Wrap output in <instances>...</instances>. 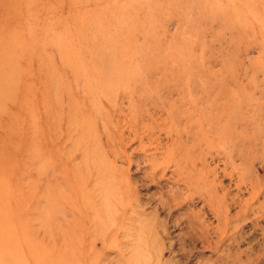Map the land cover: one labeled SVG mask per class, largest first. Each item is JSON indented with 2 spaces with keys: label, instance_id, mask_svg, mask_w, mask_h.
Here are the masks:
<instances>
[{
  "label": "rangeland",
  "instance_id": "rangeland-1",
  "mask_svg": "<svg viewBox=\"0 0 264 264\" xmlns=\"http://www.w3.org/2000/svg\"><path fill=\"white\" fill-rule=\"evenodd\" d=\"M0 264H264V0H0Z\"/></svg>",
  "mask_w": 264,
  "mask_h": 264
}]
</instances>
